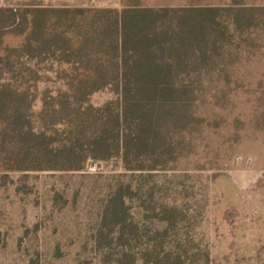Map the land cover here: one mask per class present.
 <instances>
[{
    "label": "rangeland",
    "instance_id": "rangeland-1",
    "mask_svg": "<svg viewBox=\"0 0 264 264\" xmlns=\"http://www.w3.org/2000/svg\"><path fill=\"white\" fill-rule=\"evenodd\" d=\"M184 1L145 2L230 4ZM241 2L257 9L254 24L239 35L230 27L223 56L195 92V124L175 136L182 144L166 168L127 170L112 158L36 170L34 152L15 138L4 143L0 126V264H119L124 254L129 264H264V0ZM37 6L123 7L122 0H0V8ZM22 39L20 30L5 35L0 57ZM112 99L111 89L90 96L96 106ZM33 104L30 115L41 107Z\"/></svg>",
    "mask_w": 264,
    "mask_h": 264
},
{
    "label": "trees",
    "instance_id": "trees-1",
    "mask_svg": "<svg viewBox=\"0 0 264 264\" xmlns=\"http://www.w3.org/2000/svg\"><path fill=\"white\" fill-rule=\"evenodd\" d=\"M145 1L122 0L121 9L0 8V31H9L0 33V47L8 33L23 37L0 57L2 140L34 152L36 170H80L112 158L127 170L166 168L182 144L175 136L195 124V92L223 56L230 27L239 35L257 10L242 0ZM103 89L115 99L93 105L90 96ZM36 99L41 107L30 115ZM123 258L119 264H129Z\"/></svg>",
    "mask_w": 264,
    "mask_h": 264
}]
</instances>
